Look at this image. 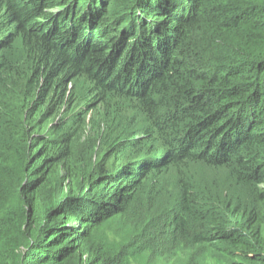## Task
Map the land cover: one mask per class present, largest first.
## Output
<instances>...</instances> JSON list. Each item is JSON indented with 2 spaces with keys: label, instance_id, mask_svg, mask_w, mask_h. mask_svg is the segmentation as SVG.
I'll use <instances>...</instances> for the list:
<instances>
[{
  "label": "trees",
  "instance_id": "trees-1",
  "mask_svg": "<svg viewBox=\"0 0 264 264\" xmlns=\"http://www.w3.org/2000/svg\"><path fill=\"white\" fill-rule=\"evenodd\" d=\"M0 33V232L14 233L21 264H130L143 233L110 244L109 225L149 176L199 164L228 169L237 195L209 204L210 233L195 241L230 264H264V0H0ZM17 41L25 92L5 55ZM79 77L145 117L144 135L123 141L148 137L158 158L115 173L77 165L79 130L51 120ZM182 182L180 205L196 215ZM170 226L187 234L184 217Z\"/></svg>",
  "mask_w": 264,
  "mask_h": 264
},
{
  "label": "rangeland",
  "instance_id": "rangeland-1",
  "mask_svg": "<svg viewBox=\"0 0 264 264\" xmlns=\"http://www.w3.org/2000/svg\"><path fill=\"white\" fill-rule=\"evenodd\" d=\"M115 3L112 1L111 7ZM116 8L115 17L122 10L119 4ZM5 55L15 69L9 75L11 83L15 85L16 92L22 89L25 92L30 61L20 41L5 51ZM72 89L70 106L58 107L51 121L64 119L67 122L64 127L79 130L75 139L77 165L93 166L100 159L104 160L109 172L115 173L127 165L136 166L146 158H158L162 153L159 144L151 142L148 137H143L136 145L123 141L137 140L144 135L147 127L145 117L136 112L127 100L120 102L111 95L101 100V92L94 89L84 77L75 79ZM183 167L185 169L179 171L169 166L149 176L125 216L117 217L109 225L112 234L107 230L105 237L110 244L112 241L124 243L122 235L133 227L138 228L135 235L143 233L144 245L139 251H135V247L132 249L138 256H132L130 264H230L224 254L208 244L210 242H196L195 235H209L210 224L204 214L208 213L209 204H219L220 200L229 201L227 193L236 194L234 178L228 169H214L203 164ZM182 180L191 186L198 197L196 215L184 211L185 208L180 205L184 187ZM176 215L184 217V221L186 219L187 234L182 236L178 233L172 238L170 225ZM9 231L5 229L0 232V264H21L15 252L21 245L12 230ZM222 247H226V244ZM132 250L129 249L131 253Z\"/></svg>",
  "mask_w": 264,
  "mask_h": 264
}]
</instances>
